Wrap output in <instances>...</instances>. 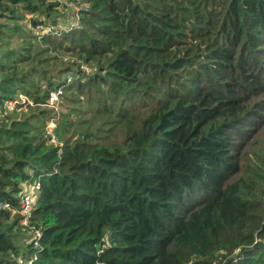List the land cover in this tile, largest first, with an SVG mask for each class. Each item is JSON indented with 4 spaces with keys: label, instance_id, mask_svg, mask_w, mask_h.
I'll list each match as a JSON object with an SVG mask.
<instances>
[{
    "label": "trees",
    "instance_id": "1",
    "mask_svg": "<svg viewBox=\"0 0 264 264\" xmlns=\"http://www.w3.org/2000/svg\"><path fill=\"white\" fill-rule=\"evenodd\" d=\"M64 1L0 0V264H264V0Z\"/></svg>",
    "mask_w": 264,
    "mask_h": 264
},
{
    "label": "rangeland",
    "instance_id": "2",
    "mask_svg": "<svg viewBox=\"0 0 264 264\" xmlns=\"http://www.w3.org/2000/svg\"><path fill=\"white\" fill-rule=\"evenodd\" d=\"M65 3H66V5H68L69 3L71 5V2H68V0L64 1L63 4L65 5ZM65 13H67V10L63 9V6H62L61 9H60V14L59 15L62 16V14H65ZM50 29H54V26H50ZM50 29H48L47 32H49ZM62 29H64V26H62ZM67 30H69V29H67ZM59 104H60V101H58L55 104H52V106L54 105L55 107L60 108ZM14 106H15V104L10 105L9 106V110L11 112H15L16 113V115H15L16 118H21L23 116V114H26L27 111H28L26 108L19 109V108H14ZM54 125H55L54 122H52L49 125V128L53 129L55 127ZM250 142H252V143H251V146H250V148L248 150V153L251 156V160L255 164H259L261 162L260 157H261L262 153L264 152V150L261 149L262 147H264V140L263 139L260 140V138H258V141L251 140ZM33 187L34 186H32V185H31V187H29V185H28V186H25L24 189H27V192H32L33 191ZM35 196H36V191H34L33 198ZM33 239H34V236L32 235V233L31 232H26V229L23 230V233H20L18 236H15V242L17 244H20L23 247L22 251L26 250L25 247L27 246V244H30L33 241Z\"/></svg>",
    "mask_w": 264,
    "mask_h": 264
},
{
    "label": "built area",
    "instance_id": "3",
    "mask_svg": "<svg viewBox=\"0 0 264 264\" xmlns=\"http://www.w3.org/2000/svg\"><path fill=\"white\" fill-rule=\"evenodd\" d=\"M76 4V8L77 10L79 9H83L82 6H78L77 3H73ZM51 31V29H50ZM88 72L90 71L89 69H87ZM60 92H53L51 94V98H50V104H55L58 101H60ZM13 105V104H11ZM55 126V125H54ZM31 187V186H29ZM40 189V184H37L33 187V191L32 192H27V189L23 190V192L19 195L20 198V207L19 209L15 210V214L21 216V223L23 226L28 227L29 226V218L32 214L33 208H34V204H35V200H36V196H37V191ZM34 191H36V196L33 198L34 195ZM12 206L10 203H5V202H0V210H11ZM32 229V228H30ZM33 231V229H32ZM33 234V236L35 237H39L41 234L39 231L35 230L33 232H31ZM18 264H31V262L29 263L26 259L24 258H20V260L18 261Z\"/></svg>",
    "mask_w": 264,
    "mask_h": 264
}]
</instances>
